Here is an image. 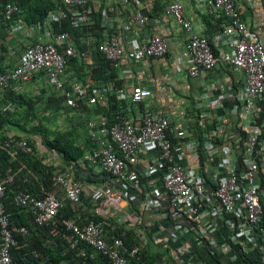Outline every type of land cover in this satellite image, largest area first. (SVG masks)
<instances>
[{
	"label": "built area",
	"instance_id": "2783aa9c",
	"mask_svg": "<svg viewBox=\"0 0 264 264\" xmlns=\"http://www.w3.org/2000/svg\"><path fill=\"white\" fill-rule=\"evenodd\" d=\"M138 1L60 0L66 10L48 12L42 25L28 26L17 18L5 31L8 35L23 36L24 43L17 35L13 37L16 49L13 51L18 56L9 70L0 71V89L16 93L22 84L40 75L48 88L59 94L66 107L77 109L81 104L105 107L107 93L112 91L113 85L96 87L90 79L81 83L74 77L68 61L80 59L85 65H91V55L99 52L115 68L121 69V79H124L133 74L132 66L167 55L170 46L166 34H152L137 41L148 23L162 21L141 9H152L154 0H142V7L135 6ZM166 1L163 16L172 19L185 35L178 59L188 77L196 79L220 72V65H226L229 72L242 78L240 89L225 87L213 101L196 105L201 111L197 119L184 112L173 121L156 109L151 99V86L143 85L137 76L129 99H125L123 88L116 90V96L118 101L130 100L142 106L131 113L124 107L119 108L111 124L103 116L86 122V133L93 147L79 164L92 165L117 183V188H95L91 195L94 201L103 200L104 204L118 207L134 200L142 190L146 191L142 210L155 219L159 216L162 222L171 221L169 227L164 226L165 238L157 243L170 241L176 244L177 251L183 252L185 263L180 259L175 264H205L195 260L191 249L179 246V241L197 233L194 246L206 244L212 256L224 257L230 251L227 252L226 241L218 243L220 223L228 227V243L244 248L257 246V238L264 236V0H201L215 17L224 19L219 41L225 50L218 55L206 36L195 33L193 24L184 15L183 6L177 1ZM92 12L100 14L99 27L103 31L96 47H90L93 38L87 37L84 51L79 52L67 32L51 35V23L61 25L67 21L76 30L91 28ZM18 13L15 1L7 3L3 11L4 23L12 21ZM149 68L144 65L145 70ZM227 75L222 73L223 78ZM150 82L159 94L173 87V78L168 74L160 81ZM217 101L233 105L230 112L219 119L210 112ZM2 111L13 113L12 103H6ZM196 121L197 129H194ZM0 149L11 150V158L19 152H32L26 140H17L13 135L0 145ZM200 155H204L208 163L203 166V174L199 173L197 163ZM142 156L151 157V161L139 171ZM210 163L213 168L208 166ZM152 178H158L157 182H151ZM139 179L143 180L142 186L138 184ZM52 180L56 188L53 193L39 197L21 191L12 199L14 206L28 210L37 226H49L63 207L64 202L58 194L63 195L65 202L78 204L83 192L82 184L67 174H58ZM12 181L9 175L5 181L0 180V264L11 262L10 250L17 244L14 234L23 237L28 234L24 227H11L10 214L4 206L5 184ZM138 221L139 217L130 213L114 219L115 224L127 228L135 227ZM62 224L65 228L63 239L70 248L83 243L109 264H142L147 240L141 229L136 230V243L126 244L124 232L108 236L101 220L90 219L81 226L70 220H63ZM206 236L210 239L205 240ZM85 255L84 251L80 252V256ZM226 257L236 261L233 255ZM167 262L163 259L151 264H172Z\"/></svg>",
	"mask_w": 264,
	"mask_h": 264
},
{
	"label": "trees",
	"instance_id": "16d2710c",
	"mask_svg": "<svg viewBox=\"0 0 264 264\" xmlns=\"http://www.w3.org/2000/svg\"><path fill=\"white\" fill-rule=\"evenodd\" d=\"M14 1L19 7V13L12 21L5 24L3 21L4 7L7 3ZM141 1L142 0H139L138 4H135V6L139 5L140 7L142 3ZM162 8V4L157 1L154 7H152L149 11H145L143 7L141 9L150 14L152 18H159ZM59 10H66L65 5L60 2V0H0V29H3L5 32V28H9V25L17 18H20L28 26L42 25L46 20L48 12ZM92 13V21L94 23L91 28L76 30L71 28L67 21L62 22L61 25L51 23L49 25L51 35L55 36L61 32H67L73 38L75 46L79 52L84 51L86 46L84 40H86L87 37L93 38L90 47H96L102 40L103 31L99 27L100 14H95L94 12ZM1 40L2 43H4L3 38ZM91 59V65H85L80 59H70L68 61V64H70L73 68L75 78L81 83H85L86 80L90 79L91 83L96 87L107 84L113 85L112 91L107 93V105L105 107L94 105L91 106V108L100 111L102 114L101 116L105 117L108 120V123L111 124L119 108L124 107L131 113L136 110L137 106H142L132 104L130 101L117 100L116 90L123 88L127 95L130 91L128 78L121 79L120 68H115L112 62L105 59L99 52H94L91 55ZM4 91V97L1 99L2 104L0 105V132L8 126H17L28 134L25 138L27 143L32 148L31 153H19L11 159L0 149V180L3 181L8 175L13 178V181L10 184H5L6 190L3 200L5 209L10 214V220L12 223L11 227H24L28 232L27 236L24 237L19 234H14L17 244L10 250V264H109L107 259L98 254L96 255L94 251L88 248L85 244L79 243L76 248H70V246L65 242L63 239L65 228L62 221L70 219L69 212H67L70 211V207H66L68 206L67 202H64L63 207H61L57 215L53 218L51 224L47 227L35 225L32 222L28 210L13 205L12 199L17 192H28L39 197L55 192L56 188L54 187L52 180L53 177L63 172L65 168L70 167L71 171L74 169L73 171L77 173V168H82L80 167L81 165L79 164V161L86 152L91 150L93 145L90 138L85 136L87 142L86 144L90 146V149H83L77 142V136L73 131L49 128L48 122H43L42 117H38L36 110L38 107H42L44 101L42 98L45 97L44 92L46 91H42L41 96H35L34 98H24L22 95L14 94L10 89H6ZM48 95L49 96L45 97H48V99H45V102L49 100H56L58 103H62V99L57 97L55 93L53 94L51 91H48ZM188 100L191 103L190 108L194 112L193 115L195 119H197L199 114H197L194 108L195 101L193 99ZM8 102L16 104L17 106L15 105V107L17 110L18 108H23L24 114L28 117L31 115L36 120V123L29 129H25L23 127L24 125L15 121V118L11 113L2 111L3 106ZM44 104V110L50 108L47 103ZM55 114H57V112H54L53 115ZM212 121H214V119ZM231 122L234 125L236 123L234 118ZM193 128L197 129V121L194 123ZM31 136H38L41 140L42 147L47 152L57 155L60 158L62 165L55 166L54 164H47L42 158H40L35 141L31 138ZM197 163L200 166L199 173L203 174V166L206 163L205 156L200 155ZM134 172L137 171L135 170ZM204 175L206 174L204 173ZM100 176L104 177V179L100 180L101 183H106L105 186L117 188V183L109 174L103 173L100 174ZM75 179L78 181L80 180V178H78V173L75 175ZM142 182L143 180L139 179L138 184L142 186ZM145 192L146 191L142 190L141 193L136 195L134 200L129 201V205L137 211L138 215H140L136 226L127 228L126 226L120 224V228L116 226V231H114L113 234L117 236V234L124 232L125 235L123 236V239L126 244H130L131 242L136 243V230L141 229L143 231L147 244L143 249L142 264L155 263L160 261V258H168L170 262L168 261L167 263L175 264L174 262L180 259H182L181 261L185 263L182 255L183 252L176 250L178 248L176 247V244H173L170 241H162L159 243L155 242V240L158 239L159 235L163 232L160 230V226L158 227L156 224L152 225V223L149 222L150 219L147 218L148 213L142 210ZM167 210L169 211L168 208ZM91 218L93 220L103 221L105 228H109L113 225L112 223H107L108 220H103L97 216ZM170 223L171 221L169 220L163 221L162 226L169 227L168 225ZM226 229H228L227 225L220 223L217 238L218 243H224V241H226L229 245V250L227 252H230L227 254L228 256L233 255L236 257L235 262H237V264H264V236L257 238V241L259 242L257 246L250 245L244 248V246H241L240 244L236 245L228 243L229 240L226 236ZM162 236L163 237L161 238H165L166 232H164ZM195 236H197V233L185 236L179 241L178 245L191 249L195 255L196 261H200L205 264H223V262L227 260V255L225 257L217 254L212 256L209 253L210 248L207 247L206 244L203 245L200 243L199 246H194L193 239ZM207 239H210V237L206 236L205 240ZM259 246L262 249H259ZM81 251L85 252L86 255L84 257L80 256ZM159 255H161L160 258Z\"/></svg>",
	"mask_w": 264,
	"mask_h": 264
},
{
	"label": "crops",
	"instance_id": "0c3cea01",
	"mask_svg": "<svg viewBox=\"0 0 264 264\" xmlns=\"http://www.w3.org/2000/svg\"><path fill=\"white\" fill-rule=\"evenodd\" d=\"M159 1L160 4H162L163 8L161 11V15L159 17L161 22H150L147 24V27L143 30L141 34V39L137 41L141 42L142 39H146V37L152 35V34H161L167 35V39L169 41L170 51L162 59L159 60H152V61H145L144 64H140L134 68V71L138 77L141 78V83L143 85L150 86L151 84L148 83L149 80H160L161 77L168 74L173 78V87L170 88V91L165 94L156 95L153 99V105L156 107V109H160L164 114L169 116L170 119L173 121L177 120L180 115L184 112H187V115H191L193 110L190 108V101L188 99H193L195 101V104H198V100H200L205 92L212 87L216 89V92L219 91V86H226L227 82H231L232 86H235L237 89H240L242 85V78L239 77L238 74H233L232 72H229L226 65H220L219 71H216L213 74H206L202 77H199L197 79H190L186 75V71L181 68V62H179L178 54L180 52V46L181 42L184 41L185 35L184 33L177 32V27L175 26L174 22L171 19H166L163 17L164 11H165V5L166 0H154L153 4L155 5L156 2ZM173 0H169L171 2ZM179 2L183 8H184V15L191 21L193 24V28L195 30V33L200 35H205L210 40L211 44L214 47V51L216 54H220L225 50L224 45H222L221 41H219L222 37V23L224 21L223 18H217L214 16L213 11L204 5L201 0H174ZM153 5V7H154ZM143 4L140 5L142 7ZM139 7V5H138ZM159 7V6H158ZM158 16V15H157ZM209 25V26H208ZM15 35L18 36V34L8 35L7 32L2 29H0V70L6 71L10 69V65L15 63V58L18 56L17 52H14V44H13V37ZM4 43H2V39ZM21 43H24V37L18 36ZM143 40V41H144ZM144 65H148L149 69H144ZM180 65V66H179ZM228 71V77H226L227 80H223L221 76V72L224 73ZM73 73V71H72ZM144 74V76H143ZM74 77L75 74L73 73ZM77 80V79H76ZM44 85H43V84ZM21 89L14 93L22 95L24 98H34L35 96H41L42 91L44 92L45 97L48 95V86L46 84V81L44 77H41L40 75H36L32 80L26 84H22ZM3 91V92H2ZM5 91L0 89V105L2 104V100L4 97ZM54 94V93H53ZM211 96V94H208ZM214 95V93H213ZM42 98L48 99L47 98ZM56 99V98H53ZM210 101H213V96L210 97ZM47 105L50 107L48 110L50 112L46 113L45 116L49 118H63L64 120L67 119H76L78 120V126L75 128H66L67 131H73L75 135L77 136V142L81 145V147L84 149H90V146L87 145L85 136L87 137L86 133V124L84 125V120L87 119V122L94 119H99L102 117L101 112L98 110H95L91 107H80L77 112H74L73 110H70L68 108H65L63 103H58L56 100H49L46 101ZM224 103V104H223ZM220 102L217 101L215 104H217L214 109V112L217 113L215 116L219 119L224 117L227 113L230 112L232 108V103L228 102ZM12 105L15 107L16 104L12 103ZM17 106V105H16ZM54 107V108H53ZM2 108V106H1ZM53 108V109H52ZM47 110V111H48ZM18 113L22 114V109L17 110ZM54 111L57 112V114H54ZM25 116H22V120ZM84 119V120H82ZM17 123L19 122L16 120ZM20 123V122H19ZM71 127V126H69ZM9 133H15L18 135H23L22 132H20L19 128L16 126H8L7 128H4L3 131L0 132V143L6 138L7 134ZM11 150H7L6 154L10 157ZM89 152V151H88ZM48 153V152H47ZM46 153L45 156L39 155L40 158H42L45 162L50 163V153L49 156ZM87 153V152H86ZM85 153V154H86ZM56 156H52L51 158L54 161V164H60L62 165V162L56 161ZM151 161V157L149 156H142L141 157V163L139 171L142 170V167H146L148 162ZM80 162V161H79ZM1 163V162H0ZM208 164V163H206ZM73 165V164H72ZM209 167L212 166V163L208 165ZM82 168H77L78 178H80L79 182L82 184L83 192L80 196V201L78 204H72L67 202L68 206L70 207L69 215H70V221L74 222L77 225H84L89 219H92L91 217L97 216L103 220H108L107 223H112L109 228H105L106 234L110 237H114L113 234L114 231H116V226L120 228L117 224L114 223V219L117 217H121L122 215L132 214L133 216H140L138 215L137 211L134 210L130 205L129 202L123 203L120 206L116 207L112 204H104L103 200L100 201H94L91 197L92 191L95 188H100L106 185V183H101L100 179H104L103 176H100V170L92 165L87 164L86 166H80ZM71 168V167H70ZM70 168H67L66 171L67 176L72 177L75 179V173L73 170L71 171ZM213 168V167H211ZM66 169V168H65ZM211 171V169H208ZM7 177V176H6ZM5 177V178H6ZM83 178V179H82ZM5 180V179H4ZM76 180V179H75ZM109 180V179H108ZM107 180V181H108ZM158 178H152L150 179L151 182L155 183L157 182ZM78 181V180H77ZM59 199L63 202L66 201L63 199V195H58ZM142 218V217H141ZM144 218V217H143ZM148 219H150L149 222H151L153 225L157 223L156 225L160 228V230L163 232L164 226L161 225L162 219L157 216V218H153L150 213H148L147 216ZM146 219V218H145ZM115 224V225H114ZM159 234V233H158ZM161 233L159 235V238L155 240L157 243L162 236ZM161 255H159V258ZM225 257V256H224ZM167 258V257H166ZM165 259V258H163ZM160 258V261L163 260ZM167 261L168 258L166 259ZM158 261V262H160ZM170 262V261H169ZM172 262V261H171ZM237 264V262H233L231 258H227L223 262V264Z\"/></svg>",
	"mask_w": 264,
	"mask_h": 264
},
{
	"label": "rangeland",
	"instance_id": "374dc122",
	"mask_svg": "<svg viewBox=\"0 0 264 264\" xmlns=\"http://www.w3.org/2000/svg\"><path fill=\"white\" fill-rule=\"evenodd\" d=\"M43 84V83H42ZM44 85V84H43ZM51 92L52 93H54L52 90H51ZM47 96V95H46ZM45 102L43 101V105H42V107H38L37 108V110H36V114L38 113V117H42V119H43V122H48V127L49 128H52V129H58V130H67L66 128H75V127H77L79 124V122H80V120H79V122H78V120H77V118L76 119H67V120H64L63 118H49V117H47V116H45V114L46 113H48V112H50L48 109H45L44 110V106H45V104H44ZM18 109H20V108H18ZM22 109V111H23V113L22 114H20V113H18V111H17V109H16V107H14V110H15V113L13 114V116H14V118H15V120H16V116H17V120L22 124V125H24L23 127L25 128V129H29L32 125H34L35 123H36V120L30 115L29 117L28 116H26L25 114H24V110H23V108H21ZM48 110V111H47ZM54 112H56V111H54ZM22 116H25L24 118H23V120H22ZM28 117V118H27ZM82 120H84V119H82ZM18 122V123H19ZM69 126H71V127H69ZM19 128V127H18ZM19 130H20V132H22L23 134H24V136H26L27 137V133H25L23 130H21L20 128H19ZM20 136V135H19ZM23 136V137H24ZM22 137V136H21ZM31 138L35 141V144H36V146H37V152H38V154L39 155H43V156H45L46 155V150L42 147V145H41V140L39 139V137L38 136H31ZM48 154V153H47ZM48 156H49V154H48ZM51 157L53 156V155H50ZM50 157V163H53L55 160H53L52 158ZM56 161H58V162H60V159L58 158V157H56Z\"/></svg>",
	"mask_w": 264,
	"mask_h": 264
},
{
	"label": "clouds",
	"instance_id": "9594fccd",
	"mask_svg": "<svg viewBox=\"0 0 264 264\" xmlns=\"http://www.w3.org/2000/svg\"><path fill=\"white\" fill-rule=\"evenodd\" d=\"M174 1V0H173ZM167 1H166V4H165V7H166V5H167ZM164 17V16H163ZM186 17V16H185ZM166 18V17H165ZM187 18V17H186ZM166 19H170V18H166ZM172 20V19H171ZM177 32H180V33H182V31H180L178 28H177ZM200 35V34H199ZM205 36V35H204ZM207 37V36H206ZM208 41H209V39H208ZM209 43H210V45H212L211 44V42L209 41ZM212 47H213V45H212ZM213 51H214V47H213ZM214 53H215V51H214ZM168 54V53H167ZM215 55H218V54H215ZM160 59H162V58H160ZM124 67V66H123ZM128 67H129V65H128ZM131 67V66H130ZM134 68H135V66H132V70H134ZM181 68H182V66H181ZM183 69H184V67H183ZM185 70V69H184ZM186 71V70H185ZM225 73V72H224ZM226 73H228V71H226ZM144 75V74H143ZM186 75H187V73H186ZM188 76V75H187ZM221 76H222V72H221ZM137 77V75H136V73H135V71H133V74L132 75H130V76H127L126 78H128V84L130 85L129 87H130V91H131V86H132V84L135 82V78ZM228 77V76H227ZM222 78H223V76H222ZM229 78V77H228ZM161 79H162V77H161ZM160 79V80H161ZM191 79V78H190ZM197 79V78H196ZM152 81H155V82H157V81H160V80H153V79H151ZM223 80H227L226 78H223ZM229 83H231V82H227L226 83V86H219V91L218 92H216V89L215 88H212V87H210L208 90H207V92H205V94L203 95V97L200 99V100H198L199 102H198V104H195L194 105V108H195V111L197 112V114H199L200 115V113H201V111L200 110H197V108H196V105H200L201 103L203 104V102H206V100L208 101L209 99H210V97H212L213 96V99H216L219 95H220V93L222 92V90L224 91L225 90V87H234V86H232L231 84H229ZM150 86H151V90H152V92H153V96H152V98L151 99H154V96H155V94L156 95H161V94H159L157 91H156V89L154 88V85H152V83L150 82ZM230 85V86H229ZM48 91H51V89H49L48 88ZM125 91V90H124ZM130 91L128 92V95L130 94ZM54 92V91H53ZM169 92V91H168ZM168 92H165V93H168ZM55 93V95L57 96V97H59L60 99H62L60 96H59V94L58 93H56V92H54ZM165 93H162V94H165ZM213 93H214V95H213ZM125 94H126V91H125ZM208 94H211V96L210 95H208ZM127 94H126V98L125 99H129V96H128ZM117 97V96H116ZM127 101H130V100H127ZM210 101V100H209ZM227 101H225V103H226ZM62 103H63V105H64V107L65 108H68V109H70V110H73L74 112H77L78 110H79V108L80 107H91V106H87V105H84V104H81L77 109H72V108H69V107H66L65 106V104H64V102H63V99H62ZM228 103H230V102H228ZM224 104V103H223ZM13 109H14V106H13ZM214 109H215V106H214V108L212 109V111H210L209 109V111L210 112H212L213 113V115H214ZM10 113V112H9ZM15 113V110L13 111V113H11L12 115ZM193 114V113H192ZM217 113H215V115H216ZM214 115V116H215ZM85 122H84V125L86 124V122H87V119L86 120H84ZM86 126V125H85ZM10 135H13V136H15V138L17 139V140H20V139H24V140H26V136H24L23 137V135H21L20 137H18L19 135L18 134H15V133H9V134H7V136H6V138H5V140H3L1 143H0V145L2 144V143H4L5 141H7L8 140V137L10 136ZM27 142V141H26ZM8 150V149H7ZM2 151H4V150H2ZM5 153H6V151H4ZM47 152V151H46ZM20 153V152H19ZM18 153V154H19ZM48 153H50V152H48ZM50 154H52V153H50ZM53 155V154H52ZM53 156H56L55 154L53 155ZM58 157V156H57ZM59 158V157H58ZM10 159H11V157H10ZM60 159V158H59ZM47 164H54V162L53 163H48V162H46ZM55 166H59L58 164H54ZM68 169L66 168L63 172H61V173H59L60 175H62V174H66V171H67ZM58 175V174H57ZM59 195V194H58ZM65 202V201H64ZM68 202V201H67ZM90 220V219H89Z\"/></svg>",
	"mask_w": 264,
	"mask_h": 264
}]
</instances>
